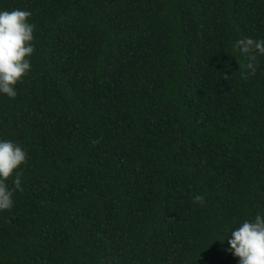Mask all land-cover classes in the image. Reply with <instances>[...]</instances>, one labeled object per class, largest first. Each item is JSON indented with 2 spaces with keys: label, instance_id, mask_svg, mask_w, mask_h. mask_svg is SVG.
Here are the masks:
<instances>
[{
  "label": "trees",
  "instance_id": "16d2710c",
  "mask_svg": "<svg viewBox=\"0 0 264 264\" xmlns=\"http://www.w3.org/2000/svg\"><path fill=\"white\" fill-rule=\"evenodd\" d=\"M13 8L34 51L0 94V138L27 153L0 264H237L230 229L264 211V55L252 73L232 43L264 39V0Z\"/></svg>",
  "mask_w": 264,
  "mask_h": 264
},
{
  "label": "clouds",
  "instance_id": "9594fccd",
  "mask_svg": "<svg viewBox=\"0 0 264 264\" xmlns=\"http://www.w3.org/2000/svg\"><path fill=\"white\" fill-rule=\"evenodd\" d=\"M30 15L29 10L22 8L0 9V94L9 98L17 95L15 85L31 69L28 57L34 51V24L28 21ZM232 50L247 58L245 67L254 73L256 56L264 55V39L237 38ZM26 158V150L20 143L0 138V210L11 209L13 192L23 190L20 166ZM193 200L203 203L199 194ZM226 240L223 250L238 257L237 264H264V211L239 221Z\"/></svg>",
  "mask_w": 264,
  "mask_h": 264
}]
</instances>
